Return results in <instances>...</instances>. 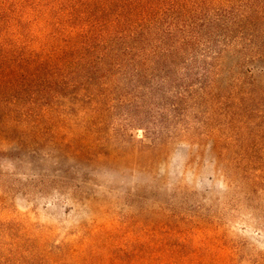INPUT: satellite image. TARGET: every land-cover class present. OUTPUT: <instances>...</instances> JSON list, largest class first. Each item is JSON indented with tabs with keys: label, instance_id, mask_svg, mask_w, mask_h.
Here are the masks:
<instances>
[{
	"label": "rangeland",
	"instance_id": "rangeland-1",
	"mask_svg": "<svg viewBox=\"0 0 264 264\" xmlns=\"http://www.w3.org/2000/svg\"><path fill=\"white\" fill-rule=\"evenodd\" d=\"M188 24L177 52L155 35L146 71L126 62L0 124L1 255L264 264V0H204Z\"/></svg>",
	"mask_w": 264,
	"mask_h": 264
},
{
	"label": "trees",
	"instance_id": "trees-1",
	"mask_svg": "<svg viewBox=\"0 0 264 264\" xmlns=\"http://www.w3.org/2000/svg\"><path fill=\"white\" fill-rule=\"evenodd\" d=\"M203 2L0 0V104L4 113L0 124L25 123L40 106L50 113L54 99L63 90L82 81L85 86L81 90L87 91L96 77L98 84L106 85L112 76L123 73L126 62L134 63L136 71H146L148 56L157 50L152 41L155 35L160 32L172 42L167 49L177 47V52L189 43L190 36L178 37L175 32L189 31L183 27L189 26L188 21ZM10 92L15 93L5 98ZM87 96L89 101L95 100L92 92ZM46 97L45 103H40ZM73 99L78 100L76 93ZM150 231L155 235L154 228ZM14 246L9 255L0 254V264H15L10 261L21 254V249L18 244ZM38 246L30 247L32 253ZM177 256L183 260L186 254L165 250L111 252L109 260L97 261L88 253L80 264H178ZM21 258L15 261L21 262ZM44 258L48 264H57L55 255L47 253Z\"/></svg>",
	"mask_w": 264,
	"mask_h": 264
}]
</instances>
